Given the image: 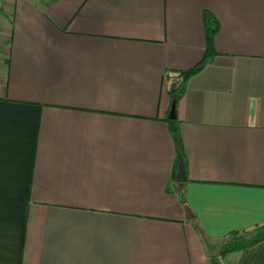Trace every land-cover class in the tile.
<instances>
[{"label":"crops","instance_id":"1","mask_svg":"<svg viewBox=\"0 0 264 264\" xmlns=\"http://www.w3.org/2000/svg\"><path fill=\"white\" fill-rule=\"evenodd\" d=\"M0 4V264H210L264 222V0Z\"/></svg>","mask_w":264,"mask_h":264},{"label":"trees","instance_id":"2","mask_svg":"<svg viewBox=\"0 0 264 264\" xmlns=\"http://www.w3.org/2000/svg\"><path fill=\"white\" fill-rule=\"evenodd\" d=\"M213 20L209 17L207 13H205V34H206V48L203 54L202 59L196 63L194 66L181 70L178 73V77L180 79V84L177 88L170 92L172 98L179 99L185 81L198 72L215 54L213 49V36L216 32V27H213ZM168 123L169 130L174 138L176 144V152H177V160L178 156L183 157V149L181 138L178 132V120L177 118H166L165 119ZM184 161V159H183ZM181 202L185 205V200L181 197ZM264 240V222L256 225L252 229L244 230V231H232L230 232L224 242L221 244L217 255L211 258L210 264H223L222 259L228 256L230 253L243 251L248 247H251L261 241Z\"/></svg>","mask_w":264,"mask_h":264},{"label":"water","instance_id":"3","mask_svg":"<svg viewBox=\"0 0 264 264\" xmlns=\"http://www.w3.org/2000/svg\"><path fill=\"white\" fill-rule=\"evenodd\" d=\"M179 84H180V79H174L169 85V91L171 92L174 91ZM175 106H176V98H173L171 101L169 112L167 114V118L170 119L176 118ZM185 180H186V173H185L184 161L181 156H178L175 181L181 183L184 182Z\"/></svg>","mask_w":264,"mask_h":264},{"label":"rangeland","instance_id":"4","mask_svg":"<svg viewBox=\"0 0 264 264\" xmlns=\"http://www.w3.org/2000/svg\"><path fill=\"white\" fill-rule=\"evenodd\" d=\"M10 23H11V19H10L9 14L7 13V10L5 9V7L1 5L0 6V32L8 33ZM3 40L5 39L3 37H0V41H3Z\"/></svg>","mask_w":264,"mask_h":264}]
</instances>
